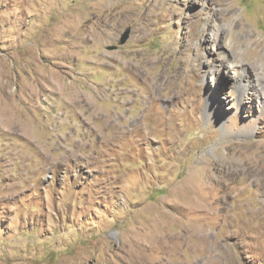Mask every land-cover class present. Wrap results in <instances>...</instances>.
<instances>
[{
    "label": "rangeland",
    "instance_id": "rangeland-1",
    "mask_svg": "<svg viewBox=\"0 0 264 264\" xmlns=\"http://www.w3.org/2000/svg\"><path fill=\"white\" fill-rule=\"evenodd\" d=\"M263 86L264 0H0V264H264Z\"/></svg>",
    "mask_w": 264,
    "mask_h": 264
},
{
    "label": "water",
    "instance_id": "water-1",
    "mask_svg": "<svg viewBox=\"0 0 264 264\" xmlns=\"http://www.w3.org/2000/svg\"><path fill=\"white\" fill-rule=\"evenodd\" d=\"M129 36V29H126L120 36L119 43L123 44Z\"/></svg>",
    "mask_w": 264,
    "mask_h": 264
},
{
    "label": "bare ground",
    "instance_id": "bare-ground-1",
    "mask_svg": "<svg viewBox=\"0 0 264 264\" xmlns=\"http://www.w3.org/2000/svg\"><path fill=\"white\" fill-rule=\"evenodd\" d=\"M219 29V28H218ZM218 32V31H217ZM217 32L215 31V33L217 34ZM220 32V31H219ZM218 32V33H219ZM259 42V41H258ZM257 48V47H256ZM264 87V86H263ZM9 103V101H8V99H7V102H6V104H8ZM0 111H2V109H0ZM1 118H5V120H7L8 118H10V113H9V111L8 110H5L4 112L2 111L1 112Z\"/></svg>",
    "mask_w": 264,
    "mask_h": 264
}]
</instances>
